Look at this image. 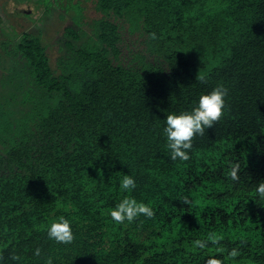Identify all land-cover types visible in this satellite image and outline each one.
I'll return each mask as SVG.
<instances>
[{"label": "trees", "instance_id": "1", "mask_svg": "<svg viewBox=\"0 0 264 264\" xmlns=\"http://www.w3.org/2000/svg\"><path fill=\"white\" fill-rule=\"evenodd\" d=\"M50 1L56 21L22 32L0 15V264H264V0ZM217 85L220 120L171 160L167 113ZM125 194L154 216L112 221ZM61 215L70 244L47 238Z\"/></svg>", "mask_w": 264, "mask_h": 264}, {"label": "clouds", "instance_id": "2", "mask_svg": "<svg viewBox=\"0 0 264 264\" xmlns=\"http://www.w3.org/2000/svg\"><path fill=\"white\" fill-rule=\"evenodd\" d=\"M151 38L156 39V34L151 33ZM197 79H203L199 77ZM228 89L223 85H217L210 91L199 95L195 105L190 109L180 110L177 112H169L164 118L163 135L166 138L167 148L169 150L170 159L176 161H188L190 159V150L193 147V137L202 136L205 130L213 125L214 122L220 120L223 115L226 96ZM241 166L237 160L230 162L227 171V177L233 181L240 180ZM119 187L124 193H128L136 188V180L131 174H124L119 179ZM252 198L264 204V180L259 181L254 189ZM185 204H190V198H183ZM108 216L117 224L133 222L139 217L144 216L152 218L154 216L153 208L145 202L137 201L136 199L125 194L115 205L108 211ZM47 238L57 243L70 244L74 239L72 222L69 218L61 215L53 219L47 226ZM221 237L215 233H208L206 237L197 239L195 247L205 249L210 244H218ZM34 255L39 257L41 249L37 247L34 250ZM239 255L237 248H232L227 251V257L236 258ZM12 260H18L16 255H12ZM45 264H52L51 257L47 258ZM205 264H224L220 258L209 256Z\"/></svg>", "mask_w": 264, "mask_h": 264}, {"label": "rangeland", "instance_id": "3", "mask_svg": "<svg viewBox=\"0 0 264 264\" xmlns=\"http://www.w3.org/2000/svg\"><path fill=\"white\" fill-rule=\"evenodd\" d=\"M50 3V0H0V15L3 18L2 26L5 32L14 34L15 30L22 32L39 25H46L53 20L56 21V9L49 14L44 12V8ZM23 11L30 15L27 17ZM43 17L48 18L44 23ZM48 31L53 32V30Z\"/></svg>", "mask_w": 264, "mask_h": 264}]
</instances>
